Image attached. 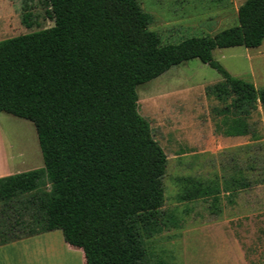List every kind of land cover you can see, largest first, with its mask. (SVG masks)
Returning <instances> with one entry per match:
<instances>
[{
	"label": "trees",
	"instance_id": "1",
	"mask_svg": "<svg viewBox=\"0 0 264 264\" xmlns=\"http://www.w3.org/2000/svg\"><path fill=\"white\" fill-rule=\"evenodd\" d=\"M48 1L52 26L0 39V113L34 123L44 160L43 170L0 177L13 237L60 229L86 264H151L147 239L180 219L162 209L167 155L139 112L137 89L199 58L222 76L206 87L223 104L213 108L217 129L257 138L251 118L264 87L232 75L213 51L262 44L264 0H244L237 25L178 43L149 28L138 0ZM46 179L47 188L12 199ZM177 183L180 201L206 198L219 214L222 193L233 202L251 180L239 170Z\"/></svg>",
	"mask_w": 264,
	"mask_h": 264
},
{
	"label": "rangeland",
	"instance_id": "2",
	"mask_svg": "<svg viewBox=\"0 0 264 264\" xmlns=\"http://www.w3.org/2000/svg\"><path fill=\"white\" fill-rule=\"evenodd\" d=\"M138 1L152 15L149 28L164 43L214 35L237 25L236 8L244 2ZM53 24L48 0H0V39ZM213 56L232 75L253 82L257 88L264 87V40L255 48H216ZM221 79L216 69L193 58L172 66L137 89L139 112L150 122L154 138L167 155L162 209L174 211L180 219L178 227L147 239L151 264H264V106L259 105L251 118L257 138L221 133L213 108L223 104L206 92L207 85ZM36 134L32 121L0 113V140L6 145L18 147L26 138L36 142ZM239 170L251 185L241 190L233 202L223 192L219 214L210 211L206 198L178 199V176L223 179ZM16 199L19 198L13 200ZM4 204L0 230H8L13 238L8 217L11 211L8 202ZM56 233L46 237V247L38 249L37 255L45 258L46 264H81L80 253L64 248L62 231Z\"/></svg>",
	"mask_w": 264,
	"mask_h": 264
},
{
	"label": "crops",
	"instance_id": "3",
	"mask_svg": "<svg viewBox=\"0 0 264 264\" xmlns=\"http://www.w3.org/2000/svg\"><path fill=\"white\" fill-rule=\"evenodd\" d=\"M238 7L236 8V13ZM36 139L37 141L35 142L34 140L30 141L26 138V140L21 141L20 145L18 144V147L12 143L6 145L4 141L0 140V177L19 172L39 171L44 169V160L38 137H36ZM29 150L31 151L29 152ZM43 179L44 176L42 175V181ZM44 188H46V183L42 182L36 189L19 193L12 197V199L17 197L19 199L26 198L34 192ZM7 201V199L0 198V221L4 220L1 212L5 206L4 203ZM57 230L60 229L44 231L22 238H11L8 230L6 232L0 230V264H36V260L38 264H40V262L46 264L45 258L39 257L36 251L42 249V247H46V237L57 234ZM6 237L7 239H5ZM60 240H62L64 248L80 253L83 264H86L84 253L81 248L69 244L64 239L60 238Z\"/></svg>",
	"mask_w": 264,
	"mask_h": 264
}]
</instances>
